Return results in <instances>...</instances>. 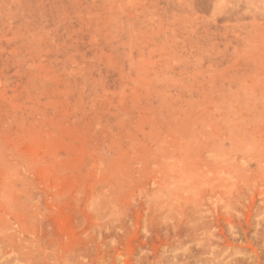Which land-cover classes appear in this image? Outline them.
I'll return each instance as SVG.
<instances>
[{"label":"rangeland","instance_id":"obj_1","mask_svg":"<svg viewBox=\"0 0 264 264\" xmlns=\"http://www.w3.org/2000/svg\"><path fill=\"white\" fill-rule=\"evenodd\" d=\"M0 264H264V0H0Z\"/></svg>","mask_w":264,"mask_h":264}]
</instances>
